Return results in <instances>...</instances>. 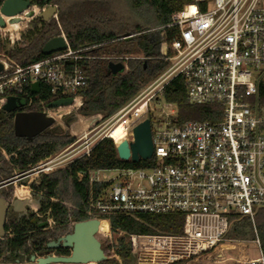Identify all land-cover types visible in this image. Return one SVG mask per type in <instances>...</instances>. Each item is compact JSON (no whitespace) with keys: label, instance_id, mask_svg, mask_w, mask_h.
<instances>
[{"label":"built area","instance_id":"1","mask_svg":"<svg viewBox=\"0 0 264 264\" xmlns=\"http://www.w3.org/2000/svg\"><path fill=\"white\" fill-rule=\"evenodd\" d=\"M35 7L32 17L27 16L30 10L23 16L35 18ZM166 27L176 33L160 48L162 58L171 63L160 76L111 117L93 115L88 128L62 150L12 178L13 197L43 194L34 187L41 175L89 156L104 138L117 145L123 139L134 141V127L149 119L154 151L147 160L152 166L79 174V180L87 177L90 185L82 211L86 220L100 221L99 232L117 264L126 263L111 244L110 218L115 214L178 211L185 216L181 234H131L135 260L129 264H209L201 258L225 239L229 214L238 212L254 220L256 209L264 208V102L259 90L264 83V0H192L172 14ZM61 35L67 48L35 63L21 66L10 57L0 59L4 64L0 110L6 97L15 96L26 106L38 105L29 111H44L59 124L79 111L87 85L79 62L88 57L73 50ZM180 76L190 103L220 105L221 120L177 124V106L167 102L162 91ZM36 81L50 86L59 99L72 98V104L49 108L38 94L31 97L27 89L32 90ZM161 102L158 110L153 103ZM117 125L126 131L120 141L112 137ZM62 203L69 212L78 209L69 201ZM77 222L70 218L68 224L74 227ZM254 243L260 248L258 238Z\"/></svg>","mask_w":264,"mask_h":264},{"label":"trees","instance_id":"2","mask_svg":"<svg viewBox=\"0 0 264 264\" xmlns=\"http://www.w3.org/2000/svg\"><path fill=\"white\" fill-rule=\"evenodd\" d=\"M190 1L49 0L48 4L58 7L57 16L49 21L36 16L24 36L25 43H16L6 48L5 52L19 65L27 66L46 58L42 53L45 43L64 34L73 50L88 57L79 62L87 75V85L81 91L84 102L79 114L83 117L99 114L107 119L169 67L170 62L162 58L160 48L163 42L172 40L176 31L166 25L171 21L172 14ZM48 4L46 0H32V5L39 8ZM129 35L131 37L127 38ZM0 47H4L1 42ZM116 65L124 66V70L114 71L113 66ZM27 90L31 97L36 98L31 87ZM259 90L264 102V83L260 84ZM162 95L167 102L177 106L179 125L191 120L218 122L222 118L220 105L190 103L182 76L171 81ZM38 96L48 104L60 98L44 82ZM37 107L36 104L26 106L25 103L15 110L1 109L0 186L15 173L54 155L74 140L60 124L49 128L32 142L17 137L13 127L15 113ZM152 165V160L137 163L121 160L116 142L112 138H104L89 156L75 160L67 168L42 175L34 182V187L46 195L44 217L18 221L15 215L10 214L5 227L6 236L0 237V258L4 263L14 262L22 254H32L44 248L55 235L54 229L47 228L48 219L56 222L60 232L69 231L66 224L70 218L75 221L87 219L82 210L87 204L90 185L87 177L79 180L80 173ZM54 198L59 201H54ZM62 201H69L78 209L69 212ZM110 221L113 234L118 235L115 251L124 263L129 264L135 260L129 241L131 234H181L185 216L178 211L115 214ZM225 237L248 242L258 238L264 262V208L256 210L254 220L231 212Z\"/></svg>","mask_w":264,"mask_h":264},{"label":"water","instance_id":"3","mask_svg":"<svg viewBox=\"0 0 264 264\" xmlns=\"http://www.w3.org/2000/svg\"><path fill=\"white\" fill-rule=\"evenodd\" d=\"M49 0H46L48 4ZM32 0H4L0 6V26H6L5 17H10L11 20L16 21L20 19V15L27 12V16L32 17L34 11ZM58 7L56 5L48 4L37 16L45 21L57 16ZM129 35L127 38H130ZM67 43L62 35L50 39L42 48V53L46 56L53 53L65 50ZM4 64L0 61V72L3 70ZM114 71L124 70V66H113ZM41 83L36 81L32 84V93L39 94ZM73 102L72 98H62L49 103V108H58L69 106ZM26 101L22 98L6 97L2 105V109L7 111L15 110L18 106H24ZM0 114H2L0 110ZM56 124L54 117L48 116L44 111H18L15 113L13 127L14 133L17 137L25 138L32 142L37 136L52 128ZM134 141L123 139L117 145L118 156L123 161L131 160L134 163L140 160H147L152 157L154 146L152 141L151 122L146 119L139 123L133 129ZM16 191V190H15ZM43 197H9L0 195V237L6 236V219L9 209L15 212L26 210V208H34V204L39 205ZM100 221L97 219L84 220L75 223L72 233L63 236L59 241H64V245L73 248L71 257L59 258L53 255H46L39 258L33 256L29 264H54L57 261L64 262H99L104 261L108 257L101 248V243L96 237L100 228ZM58 242H50L49 248H54Z\"/></svg>","mask_w":264,"mask_h":264},{"label":"rangeland","instance_id":"4","mask_svg":"<svg viewBox=\"0 0 264 264\" xmlns=\"http://www.w3.org/2000/svg\"><path fill=\"white\" fill-rule=\"evenodd\" d=\"M35 11H36V13L39 14L40 13L39 7H35ZM22 16H23V14H22ZM33 19L34 18H29L25 15V16H23L22 19H19L16 21L11 20V23H7L5 27L0 26V42L4 46L3 48L0 47V59H5L6 57H8V55L5 52L6 48H9L16 43H21V45H23L25 43L24 36L27 35L29 30L31 29V27H32L31 22L33 21ZM15 22L18 25H15L14 27H12V25H10V24H15ZM170 65H171V63H170ZM153 105L158 110H160L162 107V102L160 104L153 103ZM164 110L166 112H170L171 108L168 106H164ZM91 119H92V116L83 117V116H81V114H79L78 111H73L71 114L63 117L60 125L63 127L64 130L68 131V133L72 137H75V135H79L80 133H82L83 131H85L88 128V126L91 122ZM58 124L59 123H56L53 127H56ZM99 124L103 125L102 121ZM62 149H60V150H62ZM3 154H5V152H3ZM5 157L8 158L7 155ZM15 174H17V173H15ZM99 235H100V237H102L101 236L102 234H99ZM117 236L112 234L111 244H113L114 248H115ZM108 241H110V239H108ZM240 242L248 243L246 246V251L248 252V255L250 258H256V257H260L262 255L260 248H258L257 245L252 244L251 243L252 241L248 242V241H242V240H232V239L225 237V239L216 247V248H218L217 250H216V248L212 249L211 251L206 253L201 259L203 260V262H206L209 264H218V261L219 262L222 261V262H220V264H233L232 263L233 260H231L230 258L221 259L217 255L219 252H222V250H223V252L225 254H227L226 257H229L231 255L230 254L231 250L223 249V244H236V245H238ZM240 247H244V245L243 246L238 245L237 249H239ZM213 252H214V254H212ZM236 252H237V250H232V253L235 255L237 254ZM235 255H233V256H235ZM259 263L264 264L263 259L260 260ZM239 264H248V263L246 262V260H242Z\"/></svg>","mask_w":264,"mask_h":264},{"label":"flooded vegetation","instance_id":"5","mask_svg":"<svg viewBox=\"0 0 264 264\" xmlns=\"http://www.w3.org/2000/svg\"><path fill=\"white\" fill-rule=\"evenodd\" d=\"M5 20L7 21L6 23H10V19L8 17H5ZM15 25L18 24H14L12 25V27H14ZM3 114H0V116H2ZM17 174H15L12 178H14ZM42 176V175H41ZM40 176V177H41ZM10 178V183H4L0 186V195H4L9 197L10 195L13 194V189H14V183H13V179ZM10 186V187H9ZM32 197H43V199L40 201V204H34V208L30 209V208H26V210H21L18 212L13 211L12 209H9L8 214H7V219H6V223L8 221V216L10 214L15 215L18 221H21L23 219H32V220H36L37 218H42L44 217V213H43V204L46 201V195L40 194L38 196H33ZM48 226L47 228L50 229H54L55 231V235H54V239H51L50 242L54 241V242H58L57 245L54 246V248H49L48 244L42 248L40 251H34L32 254L26 253V254H22L21 258H17L15 259L14 262H7L4 263L3 259L0 258V264H29L31 262V258L33 256H35L36 258L42 257V256H46V255H53L54 257H59V258H68L71 257L72 253H73V248L72 247H67L64 245V241H59L63 236L72 233L73 231V227L69 226V224L67 223L66 225L69 227V231L66 232H60L58 230V226L56 224L55 221H53L52 219H48L47 222ZM6 227V225H5ZM7 233V232H6ZM100 232L98 231V233H96V237L98 238V240L101 243V248L103 249L105 255L108 257L106 260L104 261H99V262H64V261H57L54 262V264H117V261H115L112 257H111V251H110V247L107 243V239L104 237V235H101L102 237H100Z\"/></svg>","mask_w":264,"mask_h":264},{"label":"crops","instance_id":"6","mask_svg":"<svg viewBox=\"0 0 264 264\" xmlns=\"http://www.w3.org/2000/svg\"><path fill=\"white\" fill-rule=\"evenodd\" d=\"M251 243L254 244V245H256L254 243V241H252ZM247 244L248 243L240 242L238 245H241V246L244 245V247H240L239 249H237V246L238 245H236V244H223V249H225V250H231L230 251V254L231 255L229 257H226L227 254H225L223 252V250H222V252H219L217 256L219 258H221V259L230 258L231 260H233V262H232L233 264H239L242 260H246V262L248 264H252L253 261L255 262V264H260L259 262H260V260H262V255L260 257H256V258H250L249 255H248V252L246 251ZM217 249L218 248H216V250ZM232 250H237V252H236L237 254L236 255L233 254L232 253ZM212 254H214V252ZM233 255H235L236 257L233 256ZM220 262H222V261H220ZM220 262L218 261V264H220Z\"/></svg>","mask_w":264,"mask_h":264},{"label":"bare ground","instance_id":"7","mask_svg":"<svg viewBox=\"0 0 264 264\" xmlns=\"http://www.w3.org/2000/svg\"><path fill=\"white\" fill-rule=\"evenodd\" d=\"M8 18L10 19V23H11V18L10 17H8ZM15 24H16V22H15ZM10 25H14V24H10ZM112 135H113L112 137H114L117 141H120V140H122L125 137L126 131H125V129H124V127L122 125H117L114 128V131H113ZM102 225H103V227L106 228V224L105 223H103Z\"/></svg>","mask_w":264,"mask_h":264}]
</instances>
